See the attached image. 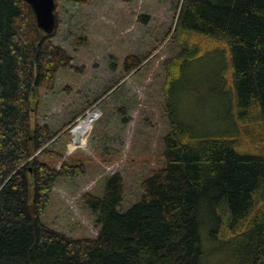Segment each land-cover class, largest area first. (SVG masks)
<instances>
[{
	"label": "trees",
	"instance_id": "trees-1",
	"mask_svg": "<svg viewBox=\"0 0 264 264\" xmlns=\"http://www.w3.org/2000/svg\"><path fill=\"white\" fill-rule=\"evenodd\" d=\"M58 27L40 28L27 0H0V264H264V0H183L171 36L190 58L220 50L211 90L227 108L206 128L169 103L163 164L137 201L120 209L118 172L100 194L83 195L100 225L93 237L40 219L57 179L85 173L79 159L46 149L58 131L36 118L39 92L72 60L54 43ZM178 58L167 62V84ZM143 62L127 57L125 71Z\"/></svg>",
	"mask_w": 264,
	"mask_h": 264
},
{
	"label": "rangeland",
	"instance_id": "rangeland-1",
	"mask_svg": "<svg viewBox=\"0 0 264 264\" xmlns=\"http://www.w3.org/2000/svg\"><path fill=\"white\" fill-rule=\"evenodd\" d=\"M182 2L92 0L81 5L60 0L56 4L59 29L53 40L72 60L57 71L51 90L39 92L36 118L50 131H58L46 149L79 159L76 163H84L85 173L57 179L40 217L48 227L73 238L96 236L100 225L82 197L87 192L100 194L107 177L116 172L126 186L120 209L137 201L141 181L163 164L170 104L178 102L181 112L196 116L199 125L207 123L206 128L213 127L216 114L225 113L222 97L211 90L215 73L224 65L220 50L201 49L190 58L171 36ZM132 55L144 62L126 72L125 61ZM177 55L180 67L167 84V62ZM133 63L131 59L129 64ZM92 108L99 113L85 136L87 143L73 148L72 130Z\"/></svg>",
	"mask_w": 264,
	"mask_h": 264
},
{
	"label": "water",
	"instance_id": "water-1",
	"mask_svg": "<svg viewBox=\"0 0 264 264\" xmlns=\"http://www.w3.org/2000/svg\"><path fill=\"white\" fill-rule=\"evenodd\" d=\"M33 7L37 24L46 33L55 31L57 26L56 0H27Z\"/></svg>",
	"mask_w": 264,
	"mask_h": 264
},
{
	"label": "bare ground",
	"instance_id": "bare-ground-1",
	"mask_svg": "<svg viewBox=\"0 0 264 264\" xmlns=\"http://www.w3.org/2000/svg\"><path fill=\"white\" fill-rule=\"evenodd\" d=\"M96 114L90 115L87 119L78 123L73 130L74 141H72L73 148L85 146L87 143L86 134L92 127ZM96 119V118H95Z\"/></svg>",
	"mask_w": 264,
	"mask_h": 264
},
{
	"label": "built area",
	"instance_id": "built-area-1",
	"mask_svg": "<svg viewBox=\"0 0 264 264\" xmlns=\"http://www.w3.org/2000/svg\"><path fill=\"white\" fill-rule=\"evenodd\" d=\"M98 113H99V110L97 109V108H92V109H90L89 111H86V113L82 116V118H80L79 119V121H78V123H80L81 121H83V120H85V119H87L90 115H92V114H96V116H95V118H97L98 116ZM86 115V116H85ZM85 116V117H84ZM84 117V118H83ZM95 118H94V120H95ZM78 123H77V125H78ZM76 125V126H77ZM75 126V127H76ZM75 127H74V129H75ZM73 129V130H74ZM73 130H72V135H73ZM73 141H74V135H73V139H72Z\"/></svg>",
	"mask_w": 264,
	"mask_h": 264
}]
</instances>
